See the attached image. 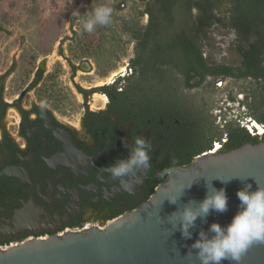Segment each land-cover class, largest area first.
I'll list each match as a JSON object with an SVG mask.
<instances>
[{
  "label": "flooded vegetation",
  "instance_id": "1",
  "mask_svg": "<svg viewBox=\"0 0 264 264\" xmlns=\"http://www.w3.org/2000/svg\"><path fill=\"white\" fill-rule=\"evenodd\" d=\"M80 15L65 21L61 35L58 20L45 21L34 45L21 38L17 55L0 60V250L106 230L149 201L173 171L217 154L223 144L206 147L200 136L213 124L222 129L231 120L264 137L252 99L240 95L214 111L215 95L179 100L155 45L142 49L143 37H132L124 20L87 32L73 19ZM3 23L0 34L12 39ZM137 24L146 26L148 16ZM135 136L150 142L152 167L122 186L102 169L127 158Z\"/></svg>",
  "mask_w": 264,
  "mask_h": 264
},
{
  "label": "water",
  "instance_id": "2",
  "mask_svg": "<svg viewBox=\"0 0 264 264\" xmlns=\"http://www.w3.org/2000/svg\"><path fill=\"white\" fill-rule=\"evenodd\" d=\"M209 183L217 190H226L227 211H210L207 217L198 218L190 229L192 239H183L179 223L173 227L169 218L186 206H198L209 194ZM257 184L264 187V141L205 155L173 171L149 201L113 221L104 231L31 240L0 250V264H199L194 254H187L198 233L211 236V224H230L239 211L237 191L247 185L255 191ZM182 185L184 195L170 204L167 199ZM239 264H264V243L253 244Z\"/></svg>",
  "mask_w": 264,
  "mask_h": 264
},
{
  "label": "trees",
  "instance_id": "3",
  "mask_svg": "<svg viewBox=\"0 0 264 264\" xmlns=\"http://www.w3.org/2000/svg\"><path fill=\"white\" fill-rule=\"evenodd\" d=\"M123 1L111 7V19H115L113 10H118ZM134 1L142 8L134 17L124 20L126 26L132 37H143L142 49L147 50L151 44L156 46L158 67L161 64L172 73L177 99L202 101L215 95L211 107L214 111L222 110L227 102L234 105L242 95L244 101L253 100L252 116L258 123H264V0ZM98 5L101 0H90L83 14L73 19L83 20ZM144 14L148 16V24L139 27L137 21ZM215 28L230 34V48L240 60L237 66L207 61L204 46L209 41V32ZM83 35L89 39L93 33ZM167 71L160 70L159 77L162 79ZM233 126L231 120L222 129L213 124L210 132L200 135L203 144L209 147L214 140L218 141L223 144L217 153L221 154L264 141V137H250L246 130Z\"/></svg>",
  "mask_w": 264,
  "mask_h": 264
},
{
  "label": "clouds",
  "instance_id": "4",
  "mask_svg": "<svg viewBox=\"0 0 264 264\" xmlns=\"http://www.w3.org/2000/svg\"><path fill=\"white\" fill-rule=\"evenodd\" d=\"M112 9L105 5L96 6L90 13H86L81 23L87 32L94 27L107 25L111 22ZM127 146V145H126ZM129 155L124 159H117L106 165L102 170L112 179L126 185L130 178H138L141 173H148L151 164V144L143 136H135L134 144L129 146ZM222 183L224 181H221ZM258 185V184H257ZM190 188L191 185H188ZM251 185L237 191L240 201L239 211L234 215L231 223L222 227L217 223L210 225L208 236L205 232L198 233V238L190 246L187 254H194L199 264H239L244 253L255 243H264V187L257 186L255 191ZM185 186H180L175 194L167 201L176 204L184 195ZM209 194L198 206H186L182 212L173 213L169 222L173 227L179 223V230L183 239H192L191 228L195 227L198 218H205L210 211L223 213L228 208V197L224 188L215 189L208 184Z\"/></svg>",
  "mask_w": 264,
  "mask_h": 264
},
{
  "label": "rangeland",
  "instance_id": "5",
  "mask_svg": "<svg viewBox=\"0 0 264 264\" xmlns=\"http://www.w3.org/2000/svg\"><path fill=\"white\" fill-rule=\"evenodd\" d=\"M90 0H0V21L5 29L12 32V39L0 34V46L7 45L6 53L0 52V60L4 64L11 59L10 52L18 53L22 48L21 38L34 45L37 41L38 27H42L47 20H58L60 26L56 35L63 34L65 21L72 16L80 15ZM122 0H101V5L113 7ZM123 5V6H122ZM120 8L114 9L113 14L117 20H129L141 10V5L134 0H124ZM42 23V24H41ZM48 26V24H45ZM81 26L77 28L79 31ZM209 41L205 44V57L212 64L238 65L239 57L230 48V34L215 28L209 32ZM41 36V35H40ZM27 45V44H26ZM4 51V52H5ZM53 58V57H51ZM54 61V59L52 60ZM3 67V65H2ZM65 79L62 78V85ZM66 88V87H65ZM68 89V88H66Z\"/></svg>",
  "mask_w": 264,
  "mask_h": 264
}]
</instances>
